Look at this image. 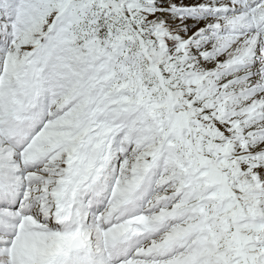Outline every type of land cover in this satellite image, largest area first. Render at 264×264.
<instances>
[{"label":"snow or ice","instance_id":"1","mask_svg":"<svg viewBox=\"0 0 264 264\" xmlns=\"http://www.w3.org/2000/svg\"><path fill=\"white\" fill-rule=\"evenodd\" d=\"M0 264H264V0H0Z\"/></svg>","mask_w":264,"mask_h":264}]
</instances>
